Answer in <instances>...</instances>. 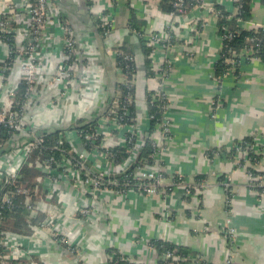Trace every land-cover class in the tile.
<instances>
[{
  "label": "crops",
  "instance_id": "1",
  "mask_svg": "<svg viewBox=\"0 0 264 264\" xmlns=\"http://www.w3.org/2000/svg\"><path fill=\"white\" fill-rule=\"evenodd\" d=\"M8 2L0 0V9ZM54 3L70 22L79 47L87 53L77 64V73L89 76L83 101L76 98L78 84H75L70 100L59 102L54 112L45 111L44 115L35 111L41 127L54 124L60 128L106 106L117 81L110 47L125 37L132 43L130 46L138 43L127 28L129 6L146 20L145 36L163 32L170 19L159 10L158 0H117L116 5L111 0H90V4L87 0H54ZM105 9L114 20L108 39L100 36L89 19V14ZM204 15L203 11L191 10L176 17L177 42L169 50L161 44L154 45L151 58L155 70L165 59L171 61V69L162 79L169 99L170 126V137L161 155L164 182L169 183L176 173L190 181L203 174L205 188L187 198L182 186L165 194H103L99 202L102 215L96 225L71 222L80 254L67 253L61 245L49 242L42 245L38 254L48 264H108L110 248L129 255L137 264H156L159 259L156 251L146 246L151 239L185 247L211 264H221L227 255L232 258L231 264H264V196L247 186L246 168L239 164L244 157L238 153L226 156L236 141L254 136L261 155L257 167L264 169V60L255 58L242 65L238 77L225 76L219 91L212 77L213 63L221 47L216 35L217 20ZM199 21L203 25L197 32L195 26ZM255 26H264L263 0H252L251 21L242 23L245 30ZM52 34L56 35V29ZM58 53L55 45L49 56L52 64L58 62ZM135 65V111L144 116L145 88L153 89L157 80L146 79L145 57L141 52L135 57ZM215 97L218 104L214 107ZM51 119L54 122H48ZM210 148H220L222 153L208 159L205 152ZM220 176L223 180L218 179ZM229 177L230 201L223 185ZM66 191L69 202L75 197L74 191L70 188ZM228 228L235 229L234 236L226 235Z\"/></svg>",
  "mask_w": 264,
  "mask_h": 264
},
{
  "label": "built area",
  "instance_id": "2",
  "mask_svg": "<svg viewBox=\"0 0 264 264\" xmlns=\"http://www.w3.org/2000/svg\"><path fill=\"white\" fill-rule=\"evenodd\" d=\"M182 1L177 0L176 5L180 6ZM239 1L217 0L232 14H238V6L233 8V3ZM213 4V0H200L192 10L203 11L205 13L203 17L211 15L216 19L218 12L213 10ZM95 15L98 19L96 28H101L102 31L100 36L108 39L114 29L112 14H103L101 10ZM168 16L170 21L165 25L163 32L145 36V40L154 48L153 51L154 45L161 44L163 40H169V30L172 29V33L176 35V28L171 25L176 17H173L172 13ZM10 23L16 26H11ZM200 25L202 27L203 22ZM196 26L195 30L199 32ZM257 27L259 26L252 29ZM54 29H56V35L53 36ZM0 33L12 34L15 40L14 46L11 47L0 36V134L4 129L7 132V137L0 138V208L12 207L13 199L23 195L25 196L24 205L30 210L29 218H33L37 212L45 214L40 225H31L30 235H18L9 231L0 232V264H39L33 261V255L39 254L42 245H47L49 242L61 245L67 253L79 255L71 222L84 221L90 225H96L102 215L99 202L103 200V194L129 192L146 195L165 194L176 186H182L184 195L187 197L202 192L206 186L205 182L190 181L181 173L172 175L169 183L164 182L165 172L161 167V155L170 137V126L167 118L169 99L165 94L162 82L165 76L161 77L162 73L155 74L153 78L157 80V85L153 89H148L157 94H150L144 98L145 106L146 98L153 103L160 101L161 98L164 99L160 106L158 105L160 110L164 111L163 119L160 124H156L150 136L147 132L150 120L147 108L144 116H139L135 110L131 112L128 104L133 101V95L128 91L121 101L116 98L113 105L108 107L106 104L97 108L95 114L82 117L81 121L85 125L88 124L87 131L77 130V128L69 129L68 127L77 121L73 122L64 126L65 128L60 127L63 132L59 134L58 140L48 145L46 136L53 132V128L58 127L51 124L45 129L42 128L43 126L41 127L40 122L35 118L37 114L35 111L44 112V115H47L45 111L54 112L59 102L70 100L75 84H78L77 100L85 99V86L89 83V76L78 74L77 64L86 58L87 53L79 47L70 22L52 0H37L35 6L28 4V0H9L0 9ZM231 35L229 32L228 36ZM55 45L59 51L58 62L52 64L49 56L53 53ZM117 45L111 46L109 50L114 53V61ZM161 45L167 50L172 46ZM106 47L108 48L109 44ZM220 51L221 47L218 55ZM253 53L252 48H247L236 55V58L226 59L228 68L224 76L216 77L212 72L218 90L225 76L234 72L236 68L241 70L246 59H255L252 57ZM188 55L191 54L188 53ZM165 62L168 63L166 67L169 72L171 61L168 59H165L156 70L158 71ZM114 67L117 70L116 83H128L136 87V74L129 80L121 67L115 66V63ZM20 86L23 87V91L21 98H18ZM51 89L55 91H50ZM113 94L114 90L111 96ZM213 100L215 107L217 98ZM48 122H54V119ZM146 135L153 141L152 162L144 163L135 169L132 175L136 183L131 184L129 181L123 185L118 183L115 176L127 172L128 165L135 161L138 149L143 146ZM114 146L125 147L129 154L128 158L120 164L112 159L110 149ZM257 147L254 137L252 143L244 146L237 145L235 152L242 155L244 157L242 159L247 160L249 152L259 154ZM37 148L42 152L33 155L31 163L29 158ZM24 164L35 165L41 172L37 181L41 184L42 196L38 197L34 206L33 201H29V198L33 197V189L17 182ZM257 164L246 161L242 166L246 168L247 186L255 190L259 196H264V169L257 167ZM249 168H254L261 174L253 175ZM230 180L229 177L228 181L223 183L228 200H230L231 192ZM123 186L126 187L125 190ZM67 188L72 189L75 196L69 202L66 199ZM234 233V228H228L226 231L228 236H234ZM146 246L154 250L149 242H146ZM165 255L166 258L171 259L173 253L167 251ZM39 260L40 264H48L44 259ZM107 261L108 264H137L129 255L118 249L110 251ZM231 262V256L227 255L221 264H231ZM167 264H171V261Z\"/></svg>",
  "mask_w": 264,
  "mask_h": 264
},
{
  "label": "trees",
  "instance_id": "3",
  "mask_svg": "<svg viewBox=\"0 0 264 264\" xmlns=\"http://www.w3.org/2000/svg\"><path fill=\"white\" fill-rule=\"evenodd\" d=\"M54 2V0H52ZM200 0H183L182 4L180 6H177V0H158V8L165 14H171L173 17H179L184 16L187 13H189L194 6L199 2ZM113 5H116L117 0H111ZM213 10L218 12L217 20V37L221 42V51L219 55L216 57L213 63V75L216 77L224 76L227 72V63L226 59H233L236 58V55H238L242 50L247 48H252L254 50L253 58H260L264 60V45H262V42L264 41V26H259L254 29L245 30L242 27L243 22L251 21V3L252 0H240L239 2L233 3V8H236L238 6V14L230 13L228 10L224 8L223 5L219 4L217 0H213ZM87 3L90 4V0H87ZM264 3V0H263ZM28 4L30 5H37V0H28ZM59 8V7H58ZM60 9V8H59ZM61 12V11H60ZM129 18L127 21V28L129 30V34H134L138 40V43L134 47L133 45L130 46L128 37L123 38L122 42L118 43L116 46L117 53L115 58V66L121 67L124 72L126 73L128 79H132V77L136 74V65H135V57L138 53H142L145 57V67H144V75L146 79H151L159 72V74L162 73L161 77L168 74L166 67L167 62L157 71L152 66L151 61V54L153 51V47L148 44L147 40H145L144 35V29L147 25L146 20L139 18L136 14L135 10L129 6ZM109 10L105 9L103 10V14H109ZM63 15V14H62ZM228 16H231V18H228ZM89 19L93 22V25L97 27L98 25V19L96 18L95 14H89ZM11 26H16L14 23H10ZM196 29L200 32L201 31V22L199 21L197 23ZM172 27L176 28L178 27L177 22L171 23ZM170 29V27L168 28ZM97 31L101 35L102 31L101 28H97ZM169 30V40H163L161 41V44L165 46L173 45L175 42H177V39L175 38V34L172 33ZM229 32H231V36H228ZM157 33V32H153ZM0 36L2 39L8 43L11 47L14 46L15 40L14 36L12 34H3L0 33ZM103 37V36H102ZM235 54V55H234ZM251 59H246V61L243 62V64H246L250 62ZM240 68H236L234 72H230L229 74L234 75L235 77H238L240 74ZM114 94L113 96H109L107 99L108 107L109 105H113L114 100L117 98L118 101H121L123 96L129 91L133 95L132 99L133 101L128 104V107L131 112H134L135 110V86H132L131 84H119L116 83L114 86ZM23 91V87L20 86V91L18 92V98H21V93ZM150 94H157L155 91L148 90V88H145V96L148 97ZM158 97V95H157ZM160 98V97H159ZM164 100L161 98L160 101L156 102H150L149 98H146V108L148 111V114L150 115V120L148 124L147 132L149 133V136L151 132L155 129L156 124H160L161 120L163 119V110H160L158 105L162 103ZM216 100V97H215ZM160 106V105H159ZM41 123V122H40ZM88 124H84L81 120L77 121L74 125H71L68 127L69 129L77 128L82 129L84 131H87ZM47 126L44 125L42 128H46ZM65 128V127H64ZM53 132H51L48 136H46V142L47 144L55 143L58 140V136L60 133L63 132L62 128H53ZM6 136L7 132L6 129L2 131L0 134V138ZM254 139V136H248L243 138L240 141H236L232 147V149L228 152H226L227 157H233L236 154L235 147L238 145L244 146L245 144L252 143ZM98 140L100 141V137H98ZM88 145V143H87ZM89 147V145H88ZM100 147V145H99ZM112 152V159L114 162L120 164L124 162L129 154L126 152L125 147L121 146H114L111 149ZM41 150L38 148L34 151V153L30 156L29 160L33 161V155L41 154ZM154 152L153 148V141L150 137H147L144 140L143 146H141L138 149L137 156L135 161L131 162L128 165L127 172L124 174H119L115 176V180L120 183L124 184L126 181H129L131 184L136 183V181L133 179L132 173H134L135 169L138 166H142L144 163H151L152 158L151 155ZM222 153V150L220 148H210L205 152V156L208 159H213L215 155H219ZM261 155L254 154V153H248L247 160L241 159L239 164L243 165L246 161H249L252 164L258 163L260 160ZM34 164V163H33ZM162 165V163H161ZM249 171L253 174H261L260 171L256 169L249 168ZM20 176L18 177L17 182L21 183L25 187H31L33 189V197L29 198V201H33V206L35 205L38 197L42 196V187L39 181H37V178L41 176L40 170L35 165H29L24 164L20 170ZM203 174H198L194 177L193 181L198 182H205ZM219 180H223V178L220 176L218 178ZM132 181V182H131ZM123 189L125 190L126 187L123 186ZM171 191V190H170ZM168 191V193L170 192ZM231 196V194L229 195ZM185 198L187 196L184 195ZM25 203V196H17L13 199V206L10 208L3 207L0 208V232H6L9 231L11 233H15L18 235H30L32 233L31 225L36 226L40 225L42 221L44 220L45 214L41 212H37V214L32 218H29L30 210L24 205ZM149 243L151 247L156 251L158 255V260L156 264H167L171 261V264H211L209 262H206L199 256L197 253L193 251H189L187 248L178 246L169 242L162 241L160 239H151L149 240ZM111 251L112 249H108ZM107 250V251H108ZM167 251H170L173 253L172 258H166L165 253ZM4 252V251H2ZM41 257L38 256V254L33 255V261L38 262L39 264ZM202 260H201V259Z\"/></svg>",
  "mask_w": 264,
  "mask_h": 264
},
{
  "label": "rangeland",
  "instance_id": "4",
  "mask_svg": "<svg viewBox=\"0 0 264 264\" xmlns=\"http://www.w3.org/2000/svg\"><path fill=\"white\" fill-rule=\"evenodd\" d=\"M57 5V4H56ZM61 11V10H60ZM221 90V88L219 89V91ZM217 98V97H216ZM215 99V98H214ZM218 104V103H217ZM231 191H232V189H231ZM230 194H231V196H230V200H231V197H232V192H230ZM229 200V201H230Z\"/></svg>",
  "mask_w": 264,
  "mask_h": 264
},
{
  "label": "water",
  "instance_id": "5",
  "mask_svg": "<svg viewBox=\"0 0 264 264\" xmlns=\"http://www.w3.org/2000/svg\"><path fill=\"white\" fill-rule=\"evenodd\" d=\"M146 137H147V135H146Z\"/></svg>",
  "mask_w": 264,
  "mask_h": 264
}]
</instances>
